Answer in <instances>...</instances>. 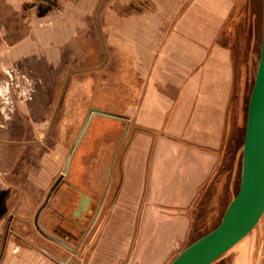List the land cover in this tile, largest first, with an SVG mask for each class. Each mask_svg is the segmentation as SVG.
<instances>
[{"label": "rangeland", "instance_id": "374dc122", "mask_svg": "<svg viewBox=\"0 0 264 264\" xmlns=\"http://www.w3.org/2000/svg\"><path fill=\"white\" fill-rule=\"evenodd\" d=\"M261 22L262 0H0V264H30V247L60 264H90L122 218L110 204L117 162L139 132L134 111L151 79L173 77L158 71V57L208 41L231 60L222 158L190 211L187 238L163 264L212 230L239 186ZM239 255L264 264V211L211 264Z\"/></svg>", "mask_w": 264, "mask_h": 264}, {"label": "crops", "instance_id": "0c3cea01", "mask_svg": "<svg viewBox=\"0 0 264 264\" xmlns=\"http://www.w3.org/2000/svg\"><path fill=\"white\" fill-rule=\"evenodd\" d=\"M160 55L158 71L170 69L173 77L151 79L134 111L139 132L117 162L110 204V215L122 218L96 244L90 264L167 262L187 238L190 211L220 164L232 88L229 51L208 41L192 51L165 47ZM86 198L85 210L93 203ZM27 249L34 251L30 264H60L57 255Z\"/></svg>", "mask_w": 264, "mask_h": 264}, {"label": "water", "instance_id": "95a60500", "mask_svg": "<svg viewBox=\"0 0 264 264\" xmlns=\"http://www.w3.org/2000/svg\"><path fill=\"white\" fill-rule=\"evenodd\" d=\"M86 197V196H85ZM87 199V198H86ZM85 201L79 203L85 208ZM264 211V0L258 64L250 91L236 194L219 223L179 251L168 264H211L243 239Z\"/></svg>", "mask_w": 264, "mask_h": 264}, {"label": "flooded vegetation", "instance_id": "af4514ba", "mask_svg": "<svg viewBox=\"0 0 264 264\" xmlns=\"http://www.w3.org/2000/svg\"><path fill=\"white\" fill-rule=\"evenodd\" d=\"M6 197H0V219L6 214V208H5V205H6V201H3V199L5 200ZM7 225V223H6ZM5 225V226H6ZM53 240H56L54 238H52ZM57 242H60L59 240H56ZM62 244V243H61ZM65 246V245H64Z\"/></svg>", "mask_w": 264, "mask_h": 264}, {"label": "trees", "instance_id": "16d2710c", "mask_svg": "<svg viewBox=\"0 0 264 264\" xmlns=\"http://www.w3.org/2000/svg\"><path fill=\"white\" fill-rule=\"evenodd\" d=\"M236 194V193H235Z\"/></svg>", "mask_w": 264, "mask_h": 264}]
</instances>
